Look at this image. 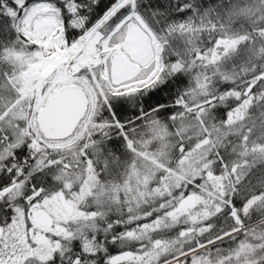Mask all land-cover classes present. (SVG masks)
I'll return each mask as SVG.
<instances>
[{"label": "snow or ice", "instance_id": "obj_1", "mask_svg": "<svg viewBox=\"0 0 264 264\" xmlns=\"http://www.w3.org/2000/svg\"><path fill=\"white\" fill-rule=\"evenodd\" d=\"M0 264H264V0H0Z\"/></svg>", "mask_w": 264, "mask_h": 264}]
</instances>
